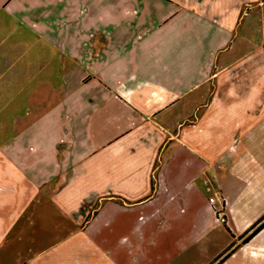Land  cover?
I'll list each match as a JSON object with an SVG mask.
<instances>
[{
	"label": "crops",
	"instance_id": "0c3cea01",
	"mask_svg": "<svg viewBox=\"0 0 264 264\" xmlns=\"http://www.w3.org/2000/svg\"><path fill=\"white\" fill-rule=\"evenodd\" d=\"M238 50L264 58V0H0V264H264Z\"/></svg>",
	"mask_w": 264,
	"mask_h": 264
},
{
	"label": "rangeland",
	"instance_id": "374dc122",
	"mask_svg": "<svg viewBox=\"0 0 264 264\" xmlns=\"http://www.w3.org/2000/svg\"><path fill=\"white\" fill-rule=\"evenodd\" d=\"M257 26H258V29H260V27H262L261 24H258ZM260 37H261L260 30H259V32L256 31V33L254 35V38H255L254 42L257 43L258 39ZM240 53H241L240 50H238V52H237L238 56H237V62L235 64V70L236 71L239 70L241 72V69H243V67H245L246 64H248L250 67L251 64L253 63L254 67H251L249 69V71L250 72L253 71V84L255 83V94H256V96L264 97V90L261 89V87L263 85H259V84H262V81H264V58L261 56L260 53H258L255 55L253 62H251V59H249V63H244L241 60L246 59V58H243V59L239 58ZM0 83H1V85H3L5 83V77H0ZM262 99H264V98H262ZM22 100L23 99L21 97L20 101L22 102ZM7 102H8V98L6 97V92L4 90H2L0 92V147H2L5 144L13 142L17 138L16 134L19 132V130L23 126V122H14L11 120L12 114L9 113L10 108L7 106V104H6ZM23 104H25V103L22 102V104L20 106H22ZM229 106H226V107H229ZM230 107H234V109L239 111V113H241L242 109H243V106H241V105H238V106L233 105ZM249 107L252 110L254 109L256 114L258 113V115L255 116V121L257 123L262 118L259 116V114L264 113L263 112L264 106L259 105V104H254L253 106H249ZM21 108H23V106ZM204 109L205 108L202 106L200 111L202 112ZM234 116L235 115H233V114L224 115V118L222 121V126H221V128H219L217 130H222L223 132H226L227 130L230 131V129H231L230 125H231V123L234 122L233 121ZM17 128H18V130H17ZM191 172H194V171L192 170ZM208 172H211V170H208ZM190 175H192V174H190ZM200 178H202V177L201 176L198 177L199 180H200ZM197 182H198V180H197Z\"/></svg>",
	"mask_w": 264,
	"mask_h": 264
},
{
	"label": "trees",
	"instance_id": "16d2710c",
	"mask_svg": "<svg viewBox=\"0 0 264 264\" xmlns=\"http://www.w3.org/2000/svg\"><path fill=\"white\" fill-rule=\"evenodd\" d=\"M263 228H264V216L261 219H259L256 222V224H254L251 227V229H250L251 233L247 237L244 238L243 243L249 241L253 236H255Z\"/></svg>",
	"mask_w": 264,
	"mask_h": 264
},
{
	"label": "built area",
	"instance_id": "2783aa9c",
	"mask_svg": "<svg viewBox=\"0 0 264 264\" xmlns=\"http://www.w3.org/2000/svg\"><path fill=\"white\" fill-rule=\"evenodd\" d=\"M209 203H210V205H212V207H213L214 199H213V198H210V199H209ZM213 210H214V213L216 214L218 220H222V221H224V219H223V215H222V211H223V210H222V209H215L214 207H213Z\"/></svg>",
	"mask_w": 264,
	"mask_h": 264
}]
</instances>
